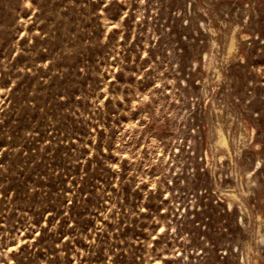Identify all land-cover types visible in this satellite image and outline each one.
Instances as JSON below:
<instances>
[{
  "label": "rangeland",
  "instance_id": "374dc122",
  "mask_svg": "<svg viewBox=\"0 0 264 264\" xmlns=\"http://www.w3.org/2000/svg\"><path fill=\"white\" fill-rule=\"evenodd\" d=\"M0 264H264V0H0Z\"/></svg>",
  "mask_w": 264,
  "mask_h": 264
},
{
  "label": "bare ground",
  "instance_id": "6f19581e",
  "mask_svg": "<svg viewBox=\"0 0 264 264\" xmlns=\"http://www.w3.org/2000/svg\"><path fill=\"white\" fill-rule=\"evenodd\" d=\"M234 45H235V37L233 36L230 42V48H233ZM221 143L224 144L229 150L230 146H229L228 138L222 131H221Z\"/></svg>",
  "mask_w": 264,
  "mask_h": 264
}]
</instances>
